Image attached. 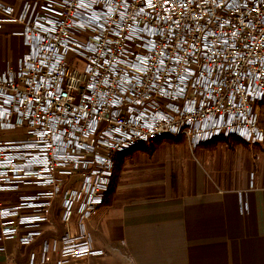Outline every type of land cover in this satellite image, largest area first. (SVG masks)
Listing matches in <instances>:
<instances>
[{
	"label": "built area",
	"instance_id": "obj_1",
	"mask_svg": "<svg viewBox=\"0 0 264 264\" xmlns=\"http://www.w3.org/2000/svg\"><path fill=\"white\" fill-rule=\"evenodd\" d=\"M7 25L26 51L0 70V196L21 193L0 208V242L34 243L57 199L64 223L78 218L25 264L104 254L86 223L117 155L168 138L264 143V0H0ZM238 201L247 214V191Z\"/></svg>",
	"mask_w": 264,
	"mask_h": 264
},
{
	"label": "crops",
	"instance_id": "obj_2",
	"mask_svg": "<svg viewBox=\"0 0 264 264\" xmlns=\"http://www.w3.org/2000/svg\"><path fill=\"white\" fill-rule=\"evenodd\" d=\"M18 28L7 25L0 31V70L26 51L20 38L9 35ZM13 40L18 45L12 57L1 58L3 46ZM175 141L177 146L144 144L116 156L124 155L122 169L104 205L86 223L93 247L104 254L69 264H264V143L233 149L220 145V139L196 148L186 138ZM182 146L185 151L175 149ZM251 173L256 175L252 189ZM240 191H247L245 215L239 210ZM20 194H2L0 208L15 205ZM42 231L27 247L18 240L1 241L0 264H25L44 242L76 235L78 218L64 223L57 199ZM52 257L50 264H56L59 255Z\"/></svg>",
	"mask_w": 264,
	"mask_h": 264
},
{
	"label": "rangeland",
	"instance_id": "obj_3",
	"mask_svg": "<svg viewBox=\"0 0 264 264\" xmlns=\"http://www.w3.org/2000/svg\"><path fill=\"white\" fill-rule=\"evenodd\" d=\"M17 45H18V40H13V41H11V43L8 41V42H6V44L3 46V48H2V54H1V58H6V59H8V58H10V57H12V54H13V52L16 50V47H17ZM19 50L18 51H20V47L18 48ZM7 64H9L8 62L6 63V65ZM5 65V66H6ZM12 65V64H11ZM264 105V103L262 104V105H260L259 106V114H260V117H259V125H260V128H262V126H261V120H262V106ZM263 129V128H262ZM12 138H14V139H16V137H12ZM182 139H184V138H168V139H165V140H162V141H158V142H155V143H152V144H147V145H145L146 147L148 146L150 149H153V148H156V147H159L160 145H161V143L162 142H168V143H170L171 144V146H173V145H175L176 144V146L178 145V142L177 141H175V140H182ZM218 139H220V145H222V146H224V147H230V148H235V147H241V148H243V147H245V148H248V145L249 146H251V147H253V146H256V145H251V144H248V143H244V142H242V141H239L237 138H235V137H229V138H218ZM219 143H217V145H218ZM247 144V145H246ZM262 144V143H261ZM258 145H260V144H258ZM142 148H144L143 146H139V147H137L136 149H134V150H132V151H130V154H132V153H134L135 151L137 152L138 150H140V149H142ZM180 148H182V150L183 151H185L186 150V148L187 147H184V146H182V147H177V148H175V149H178V151L179 150H181ZM181 150V151H182ZM123 161H124V155H122V156H120V157H118L117 159L115 158V174H114V179H113V183H112V188H113V186H114V181H115V179L117 178V175H118V173H119V171L122 169L121 168V166H122V164H123ZM112 190V189H111ZM110 195V194H109Z\"/></svg>",
	"mask_w": 264,
	"mask_h": 264
}]
</instances>
